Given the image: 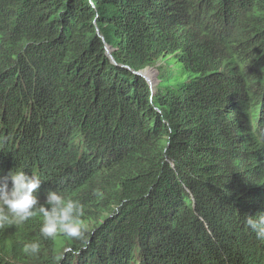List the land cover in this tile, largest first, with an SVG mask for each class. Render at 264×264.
<instances>
[{
    "label": "trees",
    "instance_id": "1",
    "mask_svg": "<svg viewBox=\"0 0 264 264\" xmlns=\"http://www.w3.org/2000/svg\"><path fill=\"white\" fill-rule=\"evenodd\" d=\"M15 171L87 234L46 239L37 215L0 231V264H264V0H0Z\"/></svg>",
    "mask_w": 264,
    "mask_h": 264
},
{
    "label": "clouds",
    "instance_id": "2",
    "mask_svg": "<svg viewBox=\"0 0 264 264\" xmlns=\"http://www.w3.org/2000/svg\"><path fill=\"white\" fill-rule=\"evenodd\" d=\"M9 179L13 185L11 190L8 188ZM41 186L38 176L29 177L21 171L9 173L8 179L0 181V231L14 225L20 226L40 215L44 218L41 234L46 239L54 240L64 235L72 240L85 241L87 228L82 220L83 206L50 192L47 197V205L51 208L49 211L47 207L40 206L36 195ZM257 217H249L248 225L257 232L258 238H264V214ZM39 250V245L35 243L24 248V252L31 255L38 254Z\"/></svg>",
    "mask_w": 264,
    "mask_h": 264
},
{
    "label": "rangeland",
    "instance_id": "3",
    "mask_svg": "<svg viewBox=\"0 0 264 264\" xmlns=\"http://www.w3.org/2000/svg\"><path fill=\"white\" fill-rule=\"evenodd\" d=\"M167 71V69H166ZM145 79L150 85L156 86L158 84V78L160 74L155 69H147L143 72Z\"/></svg>",
    "mask_w": 264,
    "mask_h": 264
},
{
    "label": "water",
    "instance_id": "4",
    "mask_svg": "<svg viewBox=\"0 0 264 264\" xmlns=\"http://www.w3.org/2000/svg\"><path fill=\"white\" fill-rule=\"evenodd\" d=\"M140 76L144 77L143 73H139ZM151 87H153V85H150Z\"/></svg>",
    "mask_w": 264,
    "mask_h": 264
}]
</instances>
